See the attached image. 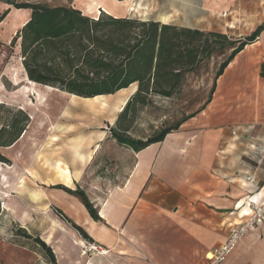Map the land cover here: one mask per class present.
<instances>
[{
    "label": "crops",
    "instance_id": "0c3cea01",
    "mask_svg": "<svg viewBox=\"0 0 264 264\" xmlns=\"http://www.w3.org/2000/svg\"><path fill=\"white\" fill-rule=\"evenodd\" d=\"M111 2H105L107 6L100 10L114 17H128L124 6H114ZM171 4L177 13L159 14L152 21L176 25L177 20L182 27L198 29L190 25L205 21L208 13L238 12L242 21L254 15V0H168L167 5ZM72 7L90 17L100 13L94 14L93 6L89 11ZM161 15L172 18L162 21ZM263 62L264 31L253 44L239 52L217 78L212 99L203 111L185 121L177 131L167 134L161 142L139 152L130 149L132 169L119 188L93 198L85 193L100 221L89 216L77 197L49 187L47 196L52 208L60 209L91 239L84 240L51 211L55 226L32 230L51 248L56 263L205 264V255L211 254L209 250H215L225 241L226 222L236 221V216L231 214L235 205L249 193L264 191V158L256 163L246 155L250 142L264 140V78L260 76ZM24 77L27 78L25 73ZM42 88L59 92L47 86ZM128 88L94 97L108 99L103 110L112 111L110 122L129 97L118 107V93L131 91L132 94L135 85ZM74 97L79 99L71 98V107L83 106L78 103L80 99H92ZM45 102L43 98L37 105ZM102 136V133L93 138L77 134L69 140L71 157L79 168L83 169L88 163L97 143L104 142ZM51 140L55 142L58 138L52 136ZM92 143L94 148H90ZM42 156L39 153L38 159ZM48 165L53 173V177L47 179L49 185L59 183L72 188L83 176L81 169L71 171L62 159ZM3 168L10 167L0 163V172ZM247 176L253 181L246 182ZM2 178L6 180L5 175ZM30 195L35 200L44 197L41 193ZM3 205L5 210L10 209L7 202ZM58 219L64 226H60ZM89 244L99 247L103 254H85L83 248ZM30 263H34L32 258ZM223 264H264V222L238 243Z\"/></svg>",
    "mask_w": 264,
    "mask_h": 264
},
{
    "label": "rangeland",
    "instance_id": "374dc122",
    "mask_svg": "<svg viewBox=\"0 0 264 264\" xmlns=\"http://www.w3.org/2000/svg\"><path fill=\"white\" fill-rule=\"evenodd\" d=\"M17 1L27 2V0ZM110 1L114 6H124L128 18L143 21L157 19L159 14L167 12L177 13L172 4L167 5L168 0H127L128 3L126 0ZM110 1L29 0L28 2H39L49 6L75 5L85 11H89V8L93 6L92 10L96 14ZM14 9L0 1V127L2 123L16 118L18 110L27 113L29 122L25 127L24 137L18 139L12 148H0V153L10 160V163L6 164L10 168H3L0 172V264H31V258L34 261L33 264H47L43 252L38 247L34 248L32 240L19 235L21 234L19 230L22 228L26 232L30 231L28 233L36 235L32 228L55 226L51 214L52 203L47 196L49 187L62 190H75L79 187L89 197L104 196L122 185L132 169L133 159L130 149L118 146L107 133L109 127H116L115 121L122 109L110 122L112 111L103 110L109 102L108 99L95 102H86L80 99L79 105L82 104L91 109L83 106L75 107V105L71 107L69 104L71 98L67 94L62 91L53 92L50 88H47L49 90L47 91L42 86L32 84L24 77L25 71L19 47L20 40L18 39L15 44H12L11 41L24 26L22 24L25 20L29 19L30 11L22 9L15 11ZM6 10L8 13L5 15ZM263 13L264 0H254L253 18L246 20L243 18L244 21H242L238 12L221 11L217 14L208 13L205 21L190 26L203 31L220 32L226 34L230 39L243 38L250 35L261 23ZM168 18H172V16H160L162 21L169 20ZM174 22L175 26L182 27V24L178 23L179 21ZM226 55L200 63L186 75L182 91L173 98L154 97L153 102L148 106L136 105L121 120L118 128L128 127L127 133L131 137L146 139L196 111L208 98L215 72ZM23 90L25 91L23 92ZM121 94L123 93L117 97L118 107H121L127 96L130 97L131 91H128V94L124 96ZM36 95L40 97L39 100L36 99ZM43 98L46 102L37 105ZM76 99L74 98V100ZM52 126L53 129H51ZM101 133L103 134L101 139L104 142L100 145L97 143L88 163L83 165V169L79 168L71 157L69 140L77 134L93 138ZM52 136H56L58 140L53 142ZM93 141L96 142V138ZM52 142L53 144H50ZM91 147L94 148L95 144L92 143ZM39 153L43 156L38 159ZM56 159H62L71 171L77 168L83 171V176L78 184H74L72 188H67L59 183L49 185L47 179L53 177V173L49 171L48 164H53ZM2 175H5L6 180L2 178ZM1 193L6 195L2 196ZM30 193H41L44 197L35 200ZM5 202L8 203L10 209H4ZM58 220L60 226H64V223L60 219ZM229 224L231 222L225 224L227 230ZM65 225L70 228L67 223ZM90 245L93 244L83 248L85 254L96 252L90 249ZM95 247L96 250H101L99 247ZM213 251L209 250V253ZM28 260L30 261L28 262ZM206 262L205 255V264Z\"/></svg>",
    "mask_w": 264,
    "mask_h": 264
},
{
    "label": "trees",
    "instance_id": "16d2710c",
    "mask_svg": "<svg viewBox=\"0 0 264 264\" xmlns=\"http://www.w3.org/2000/svg\"><path fill=\"white\" fill-rule=\"evenodd\" d=\"M0 1L15 10L30 11L29 19L11 41L15 44L20 40L22 66L29 82L92 99L136 85V91L117 116L116 127L108 128L109 137L118 146L134 152L161 142L167 134L177 131L185 121L203 111L212 99L217 78L232 59L264 31V19L250 35L230 39L220 32L114 17L102 11L90 17L70 5ZM225 55L215 72L208 98L196 111L146 139L131 137L128 127L118 128L136 105L148 106L154 97L173 98L182 91L186 75L200 63ZM260 76L264 78V62ZM16 115L1 124L0 148L14 144L25 131L29 122L27 113L18 110ZM0 163L9 164L10 160L0 153ZM63 190L77 197L94 221L101 220L82 189ZM52 210L84 240L91 241L60 209L53 207ZM19 232L43 252L47 264H57L51 248L38 235L28 234L22 228Z\"/></svg>",
    "mask_w": 264,
    "mask_h": 264
},
{
    "label": "built area",
    "instance_id": "2783aa9c",
    "mask_svg": "<svg viewBox=\"0 0 264 264\" xmlns=\"http://www.w3.org/2000/svg\"><path fill=\"white\" fill-rule=\"evenodd\" d=\"M246 155L250 160L260 163L264 158V140L250 142ZM245 181L252 182L253 178L247 176ZM231 214L236 216V221L229 225L225 241L211 253L210 257H206V264H222L248 233L263 224L264 191L259 189L249 193L240 204L235 205ZM90 249L97 254H103L102 250H96L94 245H90Z\"/></svg>",
    "mask_w": 264,
    "mask_h": 264
},
{
    "label": "bare ground",
    "instance_id": "6f19581e",
    "mask_svg": "<svg viewBox=\"0 0 264 264\" xmlns=\"http://www.w3.org/2000/svg\"><path fill=\"white\" fill-rule=\"evenodd\" d=\"M33 84V83H32ZM52 90V89H51ZM53 91H56V90H53ZM57 92V91H56ZM121 93V92H120ZM120 93H118V94H120ZM35 94V93H34ZM126 94H128V92H125V93H123V94H121V95H126ZM70 98H72V99H74L75 97L74 96H70ZM105 97H101L100 99L99 98H93V99H81V100H83V101H91V102H95V101H100V100H103ZM36 99L37 100H39L40 99V97L38 96V95H36ZM77 99H79V98H77ZM105 106V105H104ZM9 167V166H8ZM102 253H103V251H102ZM211 256V254L209 255V256H206V257H210Z\"/></svg>",
    "mask_w": 264,
    "mask_h": 264
},
{
    "label": "water",
    "instance_id": "95a60500",
    "mask_svg": "<svg viewBox=\"0 0 264 264\" xmlns=\"http://www.w3.org/2000/svg\"><path fill=\"white\" fill-rule=\"evenodd\" d=\"M136 91V87L134 88V91L132 92V94L131 95H133V93ZM130 95V96H131ZM128 100V99H127ZM127 100L125 101V103L127 102Z\"/></svg>",
    "mask_w": 264,
    "mask_h": 264
}]
</instances>
